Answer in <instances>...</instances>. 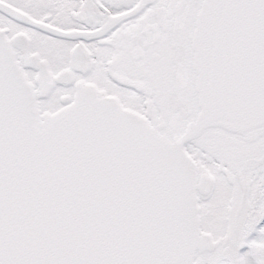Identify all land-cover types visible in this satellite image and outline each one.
Here are the masks:
<instances>
[{
  "label": "snow or ice",
  "instance_id": "1",
  "mask_svg": "<svg viewBox=\"0 0 264 264\" xmlns=\"http://www.w3.org/2000/svg\"><path fill=\"white\" fill-rule=\"evenodd\" d=\"M0 264H264V0H0Z\"/></svg>",
  "mask_w": 264,
  "mask_h": 264
}]
</instances>
